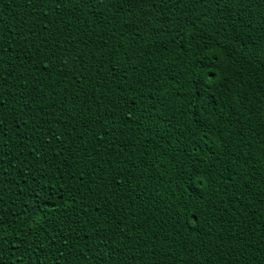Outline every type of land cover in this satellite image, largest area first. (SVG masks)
I'll return each instance as SVG.
<instances>
[{"label": "trees", "instance_id": "1", "mask_svg": "<svg viewBox=\"0 0 264 264\" xmlns=\"http://www.w3.org/2000/svg\"><path fill=\"white\" fill-rule=\"evenodd\" d=\"M0 99L3 264H264V0H0Z\"/></svg>", "mask_w": 264, "mask_h": 264}, {"label": "snow or ice", "instance_id": "2", "mask_svg": "<svg viewBox=\"0 0 264 264\" xmlns=\"http://www.w3.org/2000/svg\"><path fill=\"white\" fill-rule=\"evenodd\" d=\"M131 0H115V4L119 5V6H123L126 3L130 4ZM47 22L45 21V24ZM4 105V101L3 99H0V108H3ZM8 221H6L4 218H0V226H3L5 223H7ZM199 222V218L195 215L192 216V223H198ZM6 238L4 236H0V247L3 246V244L5 243ZM13 251H15V248L12 249ZM0 264H3V260L0 259Z\"/></svg>", "mask_w": 264, "mask_h": 264}]
</instances>
